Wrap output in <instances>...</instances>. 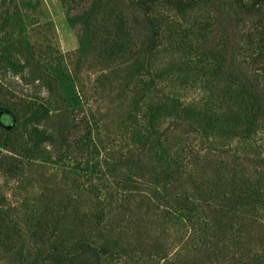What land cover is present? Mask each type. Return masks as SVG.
I'll return each mask as SVG.
<instances>
[{
    "label": "rangeland",
    "instance_id": "obj_1",
    "mask_svg": "<svg viewBox=\"0 0 264 264\" xmlns=\"http://www.w3.org/2000/svg\"><path fill=\"white\" fill-rule=\"evenodd\" d=\"M255 2L0 0V264L78 241L104 248L64 264H264V215L217 241L181 194L236 177L264 196Z\"/></svg>",
    "mask_w": 264,
    "mask_h": 264
},
{
    "label": "trees",
    "instance_id": "obj_2",
    "mask_svg": "<svg viewBox=\"0 0 264 264\" xmlns=\"http://www.w3.org/2000/svg\"><path fill=\"white\" fill-rule=\"evenodd\" d=\"M258 2H264V0H257ZM255 2V3H258ZM146 3V1H144ZM249 11H256V5H249L247 7ZM1 114L6 113L4 110L0 111ZM12 120L13 117L11 116ZM208 118V117H207ZM209 119V118H208ZM213 121L216 122L220 127L226 126L224 122L221 121L220 117H213ZM202 122V120H201ZM249 124L248 117L245 116L243 120L237 122L235 119L229 124L231 129H237L239 126L245 127ZM9 155H4L0 153V161ZM233 179V184L231 188H226L221 185L219 182L214 184V191L210 192L206 186L203 184H195V193L193 195H189L186 192L181 193L183 195L188 196L187 200L189 203L196 204L198 201H204L206 204V208L210 211L211 214V222L212 225L218 230L217 241L219 238L224 237V235H228L229 232L234 233L238 229L236 226V218L239 217V214L250 217H261L264 215V196L262 187H260L259 182H252L251 180L244 181L238 180L236 177ZM235 180V181H234ZM239 181V183H237ZM205 187V189L202 188ZM189 193V191H187ZM193 192V191H192ZM205 192H210V194H215L216 198L211 201L213 206L209 205L210 201H206ZM209 194V193H208ZM209 194V195H210ZM214 196V195H213ZM191 198V199H189ZM196 201V203H194ZM198 206V204H196ZM258 214H261L258 216ZM264 217V216H263ZM104 246H92L90 243L86 241H78L75 243L72 250H76V253L70 252L71 250L67 249L66 251L63 249H59V247H53L51 251H49V256L52 260H54L58 264H64L67 261L77 260L76 263H79L80 260L86 259L88 254H92L94 256H98L100 252L103 251ZM217 245L215 248L213 247V252H220L219 248L217 249ZM71 253V254H70ZM38 260L34 264H38ZM33 264V263H32Z\"/></svg>",
    "mask_w": 264,
    "mask_h": 264
},
{
    "label": "water",
    "instance_id": "obj_3",
    "mask_svg": "<svg viewBox=\"0 0 264 264\" xmlns=\"http://www.w3.org/2000/svg\"><path fill=\"white\" fill-rule=\"evenodd\" d=\"M11 123H13V120L11 119Z\"/></svg>",
    "mask_w": 264,
    "mask_h": 264
}]
</instances>
